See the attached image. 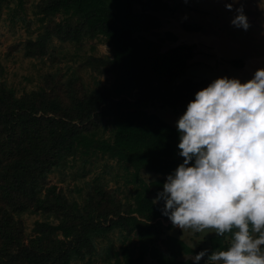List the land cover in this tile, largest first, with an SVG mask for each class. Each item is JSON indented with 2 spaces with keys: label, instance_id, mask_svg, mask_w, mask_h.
<instances>
[{
  "label": "trees",
  "instance_id": "obj_1",
  "mask_svg": "<svg viewBox=\"0 0 264 264\" xmlns=\"http://www.w3.org/2000/svg\"><path fill=\"white\" fill-rule=\"evenodd\" d=\"M12 1L23 8L25 0H0V14ZM116 1L113 8L108 0H39L38 34L13 46L26 58L55 63L53 41L79 51L84 42L103 39L111 55L94 54L92 43L78 67L48 71L37 88L21 94L0 82V264H193L184 257L201 250L167 234L175 228L161 215L162 203L153 201L182 158L176 128L150 110L182 113L208 81L186 78L194 45L162 50L164 39L146 35L157 36L161 22L150 12L169 9L165 3ZM85 69L89 79L81 74ZM77 161L89 165L83 176L100 165L84 188L66 193L49 182V175ZM26 214L40 216L30 233ZM113 234L120 246L102 248ZM229 242L227 236L208 239L211 249ZM98 251L101 263L93 258Z\"/></svg>",
  "mask_w": 264,
  "mask_h": 264
},
{
  "label": "clouds",
  "instance_id": "obj_2",
  "mask_svg": "<svg viewBox=\"0 0 264 264\" xmlns=\"http://www.w3.org/2000/svg\"><path fill=\"white\" fill-rule=\"evenodd\" d=\"M215 2L235 13L231 26L251 27L246 0ZM175 127L182 160L153 199L162 203L161 215L174 228L229 238L226 249L191 255L193 264H264V67L243 81L214 78L194 93Z\"/></svg>",
  "mask_w": 264,
  "mask_h": 264
},
{
  "label": "rangeland",
  "instance_id": "obj_3",
  "mask_svg": "<svg viewBox=\"0 0 264 264\" xmlns=\"http://www.w3.org/2000/svg\"><path fill=\"white\" fill-rule=\"evenodd\" d=\"M38 1L25 0L22 9L16 5V1H12L3 8L0 14V82L4 81L13 86L18 94L37 88L41 76L48 71L66 72L70 66L78 67L84 56L92 53V43L96 42L94 54L111 55V49L103 39L86 41L84 47L79 51H75L74 46L70 44H60L55 40L51 47V52H54L56 56L55 63L49 59L26 58L22 50L14 52V45L21 44L28 38H35L39 32V23L34 16L35 4ZM108 1L111 7L118 6L116 0ZM149 1L153 6L163 2L169 7L167 10L150 12L159 18L161 25L154 30L157 32V36L151 34L152 30L148 31L146 35L149 38L158 39L161 37L164 39L162 50L183 43L195 46L196 54L191 61L193 65L187 70L186 78L195 82L206 80L210 83L214 78L226 75L240 78L243 81L250 78L256 68L264 67V0H246L244 3L245 14L251 24L247 31L231 26L230 20L235 13L226 10L224 3H218L215 0H189L187 4L182 0ZM238 6L239 4H236L233 7ZM134 10L142 12L141 5L136 4ZM185 16L187 19H184ZM168 33L175 36L177 40L175 42L168 40L166 38ZM74 53H78L76 62L70 60ZM233 61H240L243 66L236 67ZM81 74L88 78L91 73L90 70L85 69ZM98 78L103 83H109L104 76ZM150 111L156 112L161 119L174 127L175 121L183 113L174 112L168 108L151 109ZM107 163L113 164L111 161ZM88 168L89 165L82 168L80 162L77 161L72 168L49 175L48 180L51 184L58 185L66 193L68 189H81L85 187L86 182H91L95 174L100 171V165L97 162L96 169L91 174L83 176L82 170ZM104 177L108 180L110 187L116 186L108 175ZM71 196L79 199L78 193L73 192ZM38 218L40 216L31 214L23 216L28 233L31 232V227ZM179 232L180 234H178ZM167 234L178 236L191 248L195 245L194 249L200 247L201 250L209 248L208 239L215 236L214 231L193 234L190 230L178 228ZM108 240L102 242V248H106L110 242L114 249L120 246L118 234L111 235ZM98 252L99 255L93 258L96 263H101L104 254L102 251ZM184 258H191V256Z\"/></svg>",
  "mask_w": 264,
  "mask_h": 264
}]
</instances>
